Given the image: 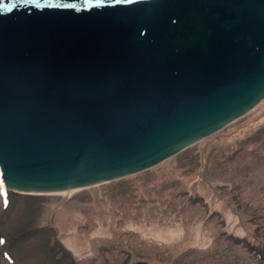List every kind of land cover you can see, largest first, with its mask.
<instances>
[{"label": "water", "instance_id": "obj_1", "mask_svg": "<svg viewBox=\"0 0 264 264\" xmlns=\"http://www.w3.org/2000/svg\"><path fill=\"white\" fill-rule=\"evenodd\" d=\"M262 100L264 0H0V179L12 192L146 171Z\"/></svg>", "mask_w": 264, "mask_h": 264}, {"label": "rangeland", "instance_id": "obj_2", "mask_svg": "<svg viewBox=\"0 0 264 264\" xmlns=\"http://www.w3.org/2000/svg\"><path fill=\"white\" fill-rule=\"evenodd\" d=\"M258 111L151 169L71 194L61 209L71 225L83 217L80 239L115 221L82 261L62 244L61 209L47 213L60 197L0 193V264H264V121L249 123ZM169 232L205 245L177 250L163 244Z\"/></svg>", "mask_w": 264, "mask_h": 264}, {"label": "bare ground", "instance_id": "obj_3", "mask_svg": "<svg viewBox=\"0 0 264 264\" xmlns=\"http://www.w3.org/2000/svg\"><path fill=\"white\" fill-rule=\"evenodd\" d=\"M259 109L257 115L255 117H253L250 120V124H255L256 122H261L264 121V100H262L256 107H254L252 110H256ZM251 110V111H252ZM249 111V112H251ZM248 112V113H249ZM247 113V114H248ZM153 168V167H152ZM151 169V168H150ZM112 182V181H111ZM107 183V182H106ZM103 184V183H102ZM99 185V184H98ZM97 185H93L87 188H91V187H95ZM85 188H75V189H69V190H60V191H55V192H45V193H22V194H26V195H39V196H46V197H60V202L58 204H54L52 207H49L50 209H47V213L48 211H54L57 209H61L62 204L69 199L71 194H74L76 192H79L83 189H87ZM68 214V210L67 209H61L60 211L56 212V225H57V229L60 233L64 234V237L62 238V244L64 245L65 249L68 250L77 261H82L84 259L87 258L86 252L87 251H83L82 247H89V242L88 240H92L97 238L98 236H102V234L104 235L105 233L108 234L110 232V229L115 228V224H114V220L111 219H107V225L108 227L106 228H102L99 227L97 228L95 231H93L89 237L88 240H83L80 239L79 237L76 236L75 231L77 228L78 224H82L84 222L83 217H81L77 212L74 214V218L73 219V224L71 225L70 222H66L65 220V216ZM130 227H133L132 224H130ZM108 228V229H107ZM134 230V227L132 228ZM106 230H108L106 232ZM188 241L184 242L182 241V243L177 242V240H174V234L173 232H169L168 237H164L163 240V244L164 245H175V248L177 250L182 249L184 245H189V246H196V247H204V242L199 241V238L196 236H192L191 232H188V236H187ZM141 240L144 242H149L147 240L146 237L142 236ZM185 243V244H184ZM90 252V250H89Z\"/></svg>", "mask_w": 264, "mask_h": 264}]
</instances>
